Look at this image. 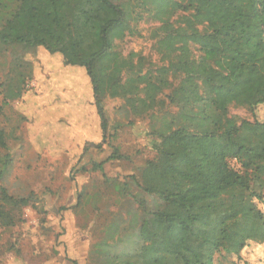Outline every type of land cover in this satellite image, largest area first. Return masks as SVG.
<instances>
[{
	"label": "trees",
	"instance_id": "obj_1",
	"mask_svg": "<svg viewBox=\"0 0 264 264\" xmlns=\"http://www.w3.org/2000/svg\"><path fill=\"white\" fill-rule=\"evenodd\" d=\"M177 12L183 14L176 26ZM143 13L160 23L153 31L158 51L176 59L129 82H143L152 98L170 87L168 74L182 75L165 94L177 111L156 118L155 155L130 176L144 195H133L143 215L137 243L104 264H214L221 250L239 264L244 247L264 243V119L255 115L264 104V0H18L0 22L3 103L21 97L34 75L26 56L42 49L84 70L104 138L101 101L125 93L120 80L133 69L114 44ZM190 45L198 46V57ZM230 104L246 106L252 118H228ZM5 136L0 127V149ZM10 166L0 151V224L8 228L15 225L13 208L26 204L5 187ZM92 168L103 171V162ZM148 196L164 205L150 211Z\"/></svg>",
	"mask_w": 264,
	"mask_h": 264
},
{
	"label": "rangeland",
	"instance_id": "obj_2",
	"mask_svg": "<svg viewBox=\"0 0 264 264\" xmlns=\"http://www.w3.org/2000/svg\"><path fill=\"white\" fill-rule=\"evenodd\" d=\"M17 2L0 0V22ZM182 14L171 18L176 26ZM159 26L143 13L132 31L115 41L116 51L133 69L121 77L125 93L101 101L107 122L104 138L84 70L65 67L58 56L42 49L26 56L33 61L34 75L26 80L21 97L3 103L0 93V127L6 131V147L0 151L11 161L4 184L10 194L26 200L13 208L15 225L0 224V264H104L106 257L136 245L137 233L122 228L135 218L133 204L127 206L122 199L130 189V176L139 175L155 155L156 118L177 111L165 94L182 77L168 74L170 87L152 98L143 82H129L137 75L152 76L176 59L158 51L153 31ZM190 48L191 56L201 54L198 46ZM255 115L264 119V104L255 108ZM226 116L237 122L252 118L246 106L237 104L228 106ZM112 153L115 158L107 160ZM94 162H103V171L92 168ZM230 165L239 168L234 160ZM163 205L156 197H146L150 211ZM233 259L221 250L213 262L233 264ZM239 264H264V243L244 247Z\"/></svg>",
	"mask_w": 264,
	"mask_h": 264
},
{
	"label": "crops",
	"instance_id": "obj_3",
	"mask_svg": "<svg viewBox=\"0 0 264 264\" xmlns=\"http://www.w3.org/2000/svg\"><path fill=\"white\" fill-rule=\"evenodd\" d=\"M128 186L130 187V189L128 192H125L122 202L127 206L132 202L133 205H131L130 210L132 211V214H134V212H137L138 216L135 215V218H137V220L135 222L136 226L134 228L132 224L133 219H130L128 220V223L126 222V224H123L122 228L125 231L130 230V234H133L135 233V230H137V227L139 226L138 220L140 219V222H141V219L143 217L142 213L136 207V202L133 200V195H137L139 197L144 196V195L138 192V188L135 186V184L132 181H129ZM124 212H128V209L126 207L124 208Z\"/></svg>",
	"mask_w": 264,
	"mask_h": 264
}]
</instances>
